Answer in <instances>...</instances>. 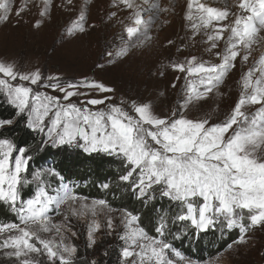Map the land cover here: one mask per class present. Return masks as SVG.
Listing matches in <instances>:
<instances>
[{"label": "snow or ice", "instance_id": "snow-or-ice-1", "mask_svg": "<svg viewBox=\"0 0 264 264\" xmlns=\"http://www.w3.org/2000/svg\"><path fill=\"white\" fill-rule=\"evenodd\" d=\"M234 2L236 11H230L227 2L218 8L187 0L184 19L192 32L188 39L200 36L219 62L195 55L170 61L167 67L185 74V84L183 99L167 114L157 112L150 101L122 97L114 102L116 89L95 79L64 81L58 75L45 76L39 68L23 72L14 62L0 60V103L13 110L10 118H0V208L14 218L0 223V264H107V249L98 257L87 254L95 249L98 234H115L122 242L119 264H200L173 241L236 231L238 235L226 246L232 249L249 244L254 231H264V54L249 66L255 46L264 44V0ZM32 3L39 17L33 28L39 30L54 7L70 11L73 0ZM110 9L114 10L106 13L107 22L123 29L116 49L103 53L108 64L150 47L156 39L152 28L162 27L160 14L174 12L154 0H111ZM0 10V20L6 23L12 5L0 0ZM28 11L25 0L15 15ZM121 13L127 15L118 19ZM95 27L85 6L67 34H86ZM174 43L169 39L166 46ZM238 57L247 70L230 111L217 122L207 114L190 117V106L196 107L209 94L224 95L219 89L236 68ZM180 80L177 75L172 87ZM251 106L258 107L249 112ZM17 125L33 136L30 145L3 136V131ZM68 149L118 160L115 186L143 207L153 206L157 212L153 234L143 226L139 213L77 192L78 185L62 170L32 168L38 155ZM33 185L34 192L25 191ZM100 187L110 190L111 185L105 180ZM158 201H167L168 206L157 208ZM56 216L62 219L57 221ZM86 216L85 254L81 255L74 242L81 233L74 221Z\"/></svg>", "mask_w": 264, "mask_h": 264}, {"label": "rangeland", "instance_id": "rangeland-1", "mask_svg": "<svg viewBox=\"0 0 264 264\" xmlns=\"http://www.w3.org/2000/svg\"><path fill=\"white\" fill-rule=\"evenodd\" d=\"M182 1L154 0L160 7L174 8L175 11L160 14L158 23H161L162 27L152 28L151 35L156 39L151 46L133 50L127 58L108 64L103 53L116 49L123 29L121 24L107 22L106 13L114 10L110 9L111 0H73V4L68 6L70 11L54 7L51 17L39 30L33 28L34 21L39 17L38 8L32 0H28L31 11L23 13L21 17L15 15V10L22 6L25 0H8L12 5V14L6 23L0 20V60L14 62L23 72L39 68L45 76L58 75L64 81H79L84 77L89 80L95 79L116 89L114 102L118 103L122 97L150 101L157 112L167 114L183 99L181 89L185 84L183 79L185 74L174 72L167 67L170 61H185L195 55L211 63L219 62L214 54L206 50L208 45L200 36H196L194 40L188 39L192 32L184 19L187 1L184 8L179 13L176 12L177 8L182 6ZM39 2L40 0H36L37 4ZM55 2L64 3L65 0ZM200 2L218 8H223L227 2L230 11H236L234 0ZM85 6L89 22H95L96 27L86 34L68 35L67 29L72 26V21L78 16L79 10ZM126 15L121 13L118 19H123ZM164 21L167 23H163ZM127 23L129 21L125 20V24ZM169 39L175 41L174 45L166 46ZM181 47L183 51L178 52L177 49ZM220 47H223V41L220 42ZM255 48L249 66L253 60H258L260 55L264 54V44ZM97 64L105 66L99 68ZM246 70L247 67L242 66L238 57L236 68L229 72L219 89L224 95L209 94L208 98L201 100L196 107L190 106L187 114L190 117H202L207 114L212 122L222 120L239 98L240 77ZM158 71H163L164 75H158ZM177 75L181 76V80L173 88L172 84ZM256 107L258 106H251L248 111H254ZM60 219L62 217H55L57 221ZM98 219L103 223V216ZM87 222V216L81 221H74L76 230L81 233L74 241L79 246L81 255L85 254ZM250 235L252 240L249 244L233 245L232 249L226 247L219 254L200 264H264V231L256 230ZM121 245L122 242L115 234L110 237L98 234L95 249L88 250L87 254L98 257L104 250L103 246H110L111 251L119 256ZM116 264H119V257Z\"/></svg>", "mask_w": 264, "mask_h": 264}, {"label": "trees", "instance_id": "trees-1", "mask_svg": "<svg viewBox=\"0 0 264 264\" xmlns=\"http://www.w3.org/2000/svg\"><path fill=\"white\" fill-rule=\"evenodd\" d=\"M13 114V110L8 107L7 104L0 103V118H10ZM3 136L13 137L16 142L21 145H30L33 142V136L23 129L22 125H17L9 128L7 131H3ZM37 166L41 167H55L58 170H62L63 174L70 178V181L77 184L76 191L86 195L90 198H105L116 208H127L131 211L139 213L143 221V226L153 234L152 223L157 216V212L154 211L152 205L147 208L142 204L131 198V196L123 189L116 188L117 176L120 172V163L116 159H110L106 156L89 157L79 150H63L56 151L50 150L36 157L32 163V168ZM105 180L111 185L110 190H103L100 187ZM35 186L31 189L26 188L25 191H33ZM116 193V196H113ZM161 204L164 207L168 206L167 201H158L155 207H159ZM14 218L7 213L6 209L0 208V223L10 222ZM176 231V228L173 229ZM238 232L233 231L231 233L221 234L219 232L209 233L208 235H202L197 239L195 236H188L183 241H173L175 247L182 251L186 256L191 259L203 262L207 259L219 254L226 249L227 244L231 243ZM109 251V256L106 259L107 264H116L118 255L112 252L110 246L102 247ZM84 255V254H82Z\"/></svg>", "mask_w": 264, "mask_h": 264}, {"label": "bare ground", "instance_id": "bare-ground-1", "mask_svg": "<svg viewBox=\"0 0 264 264\" xmlns=\"http://www.w3.org/2000/svg\"><path fill=\"white\" fill-rule=\"evenodd\" d=\"M187 0L182 1V6L180 8H177L176 12L179 13L185 6ZM174 9V8H173ZM175 11V10H174Z\"/></svg>", "mask_w": 264, "mask_h": 264}]
</instances>
